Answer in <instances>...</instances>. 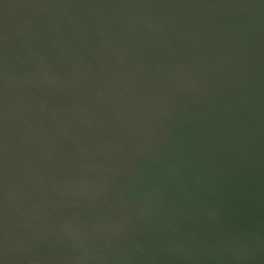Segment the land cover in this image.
<instances>
[{
	"label": "water",
	"instance_id": "water-1",
	"mask_svg": "<svg viewBox=\"0 0 264 264\" xmlns=\"http://www.w3.org/2000/svg\"><path fill=\"white\" fill-rule=\"evenodd\" d=\"M0 264H264V0H0Z\"/></svg>",
	"mask_w": 264,
	"mask_h": 264
}]
</instances>
